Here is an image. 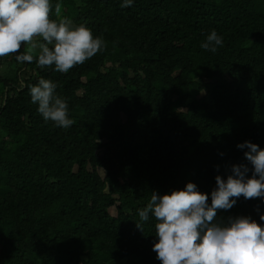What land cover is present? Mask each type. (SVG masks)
<instances>
[{
	"label": "trees",
	"instance_id": "trees-1",
	"mask_svg": "<svg viewBox=\"0 0 264 264\" xmlns=\"http://www.w3.org/2000/svg\"><path fill=\"white\" fill-rule=\"evenodd\" d=\"M50 2V18L60 3L106 48L67 73L4 56L0 264H161L157 221L138 215L151 195L191 182L210 205L216 176L246 164L251 177L237 145L264 150V0ZM212 30L223 37L216 53L200 47ZM41 78L67 100L69 128L31 102ZM261 215L264 198L241 196L216 221L264 226Z\"/></svg>",
	"mask_w": 264,
	"mask_h": 264
},
{
	"label": "clouds",
	"instance_id": "clouds-1",
	"mask_svg": "<svg viewBox=\"0 0 264 264\" xmlns=\"http://www.w3.org/2000/svg\"><path fill=\"white\" fill-rule=\"evenodd\" d=\"M133 0H123L121 7H130ZM50 0H0V57L15 54L19 63L34 60L41 69L52 68L67 73L93 58L106 48L100 36L81 24L74 26L61 17L60 3L55 4L59 19L50 18ZM27 46L24 48V46ZM22 47L24 48L21 51ZM200 47L216 53L223 47V37L212 30ZM38 54H37V51ZM57 84L41 78L29 87L31 102L45 122L67 129L74 124L69 116L67 100L56 92ZM251 165H233L227 179L216 176V189L208 194L199 192L194 183L170 194L153 193L147 206L138 212L141 222L154 217L156 237L153 251L161 264H264V226L251 217L229 218L217 222L218 210H229L236 200L264 198V150L245 141L238 144ZM264 221V215L260 216ZM142 229V224L137 223Z\"/></svg>",
	"mask_w": 264,
	"mask_h": 264
},
{
	"label": "rangeland",
	"instance_id": "rangeland-1",
	"mask_svg": "<svg viewBox=\"0 0 264 264\" xmlns=\"http://www.w3.org/2000/svg\"><path fill=\"white\" fill-rule=\"evenodd\" d=\"M26 47L27 46L25 45L24 48H26ZM24 48L22 47L21 51H23ZM36 51H37V54H38L39 50L37 49ZM4 59H5V57L0 59V76H7L10 73V65H9L10 62L7 61V60H4ZM13 73H14V71L12 70L11 74H10V77H13ZM110 212H111L112 215L116 214L114 209H111Z\"/></svg>",
	"mask_w": 264,
	"mask_h": 264
}]
</instances>
